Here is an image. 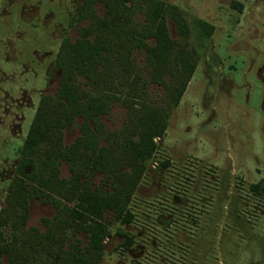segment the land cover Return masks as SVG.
<instances>
[{
	"label": "rangeland",
	"instance_id": "rangeland-1",
	"mask_svg": "<svg viewBox=\"0 0 264 264\" xmlns=\"http://www.w3.org/2000/svg\"><path fill=\"white\" fill-rule=\"evenodd\" d=\"M153 1L167 14V60L178 78L162 74L160 84L146 83L129 96V112L111 101L100 118L117 138L140 104L166 114L128 204L130 222L105 212L97 264H264V0ZM80 5L0 0V212L39 101L58 89L59 45L75 41L88 24ZM95 9L103 14L100 3ZM134 19L143 16L136 12ZM186 54L194 68L185 81ZM175 55L183 59L173 61ZM130 61L148 81L153 68L145 51L134 50ZM74 82L87 90L83 78ZM81 123L76 118L65 129L64 144L80 135ZM69 175L62 163L59 177ZM91 187L111 191L110 176L96 174ZM28 210L24 230L45 233L42 220L54 216L52 206L33 198ZM67 235L65 247L87 243L85 233Z\"/></svg>",
	"mask_w": 264,
	"mask_h": 264
},
{
	"label": "trees",
	"instance_id": "trees-1",
	"mask_svg": "<svg viewBox=\"0 0 264 264\" xmlns=\"http://www.w3.org/2000/svg\"><path fill=\"white\" fill-rule=\"evenodd\" d=\"M79 2V17L88 24L75 41L65 38L59 45L58 89L39 101L9 185L6 207L0 212V264L4 256L7 264H97L107 237L105 212H114L123 224L130 222L128 204L154 152L153 140L164 133L165 112L144 104L117 138L105 133L100 120L109 112V102L119 101L129 112L128 98L139 86L160 84L162 74L178 78L167 60L171 44L162 4L153 0ZM96 3L102 5V15ZM136 12L143 16L142 22L134 19ZM150 39L153 46L147 43ZM136 49L144 50L152 65L148 81L132 71L130 60ZM181 56L175 55L173 61ZM185 60L186 81L194 67L188 54ZM76 76L84 79L86 91L74 82ZM76 118L82 120L80 135L64 144V131ZM62 163L68 167L67 179L59 177ZM96 174L110 176L111 191L91 187ZM33 198L55 211L52 218L42 220L45 233L24 230ZM69 230L85 233L86 245L81 248L75 242L65 247Z\"/></svg>",
	"mask_w": 264,
	"mask_h": 264
}]
</instances>
